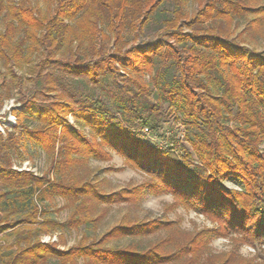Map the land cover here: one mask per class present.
Returning <instances> with one entry per match:
<instances>
[{
    "label": "trees",
    "instance_id": "trees-1",
    "mask_svg": "<svg viewBox=\"0 0 264 264\" xmlns=\"http://www.w3.org/2000/svg\"><path fill=\"white\" fill-rule=\"evenodd\" d=\"M194 1L189 12L183 0H0V61L16 77L28 63L32 81L21 108H11L16 125L0 130V234L17 235L0 245V264H257L237 259V250L214 259L209 244H264V49L238 41L264 37V0ZM108 77L107 100L97 86L105 89ZM145 128L166 145L147 143ZM28 143L50 159L42 176L14 166ZM188 144L199 163L188 159ZM107 148L150 180L107 193L78 175L90 157L110 160ZM162 192L213 226L188 234L170 220L125 215L99 238L83 235L67 248L42 239L97 228L100 204ZM57 197L72 208L63 221L48 214ZM122 238L130 241L110 245Z\"/></svg>",
    "mask_w": 264,
    "mask_h": 264
},
{
    "label": "rangeland",
    "instance_id": "rangeland-1",
    "mask_svg": "<svg viewBox=\"0 0 264 264\" xmlns=\"http://www.w3.org/2000/svg\"><path fill=\"white\" fill-rule=\"evenodd\" d=\"M40 4L45 8L44 3ZM185 10L191 12L197 8V4L194 0H183ZM162 11V10H161ZM160 11V12H161ZM169 12V10H166ZM249 15L237 20V25L235 34L239 33L246 25ZM157 21L153 22L155 25ZM147 33H151L152 29H147ZM133 36L130 37L131 42H133ZM147 36L142 34L135 42L136 44H142L147 38ZM238 41L242 44H250L251 46L257 48L258 50L264 49V37H258V39H251L247 35L239 36ZM109 47H112V42H107ZM131 44V43H130ZM23 63L22 66L16 68L18 77L14 76L9 65H5L0 61V103H3L0 108V130L5 134V130L8 128L10 130L16 125L17 117L11 113V108L18 107L21 108V103L19 101L20 94L22 92L28 91L32 86V81L29 79L28 74L29 64ZM123 72H120V75ZM112 78L108 77L107 80L103 81L105 86L101 88L98 84L97 89L107 100L109 99L108 87L110 88ZM8 90H12L13 95L8 96ZM69 120L78 129L82 130L89 137H94L95 133L87 126L77 123L74 116L69 115ZM29 124L35 125V123L28 121ZM177 127L179 125L175 124ZM164 130L171 131L169 126H166ZM145 140L150 145L164 146L167 140L161 137L152 135L151 132H147ZM188 148L193 153L192 147L188 144ZM106 150V149H105ZM110 151V160H99L90 157L83 164L78 165L77 173L79 176H83L107 193L120 190L124 187H132L137 184L144 183L149 179L148 175L137 168L131 167L125 158L114 151L113 149L107 148ZM190 159L193 163L198 162V157L193 153ZM14 166L20 169H30L36 174L42 176L50 167V159L47 154L39 146H31L28 143V149L23 150L22 153H15L13 158ZM199 163V162H198ZM50 177H55L53 171L50 172ZM226 184L233 188H240L239 184H235L232 181H226ZM96 208V213H103L101 220L98 222V227L94 228L91 224H85L79 229H72L71 231L60 233H55L53 235L46 234L42 236L43 241H58L60 242L61 248H67L77 243L83 235H87L90 238H99L104 232H106L112 226L118 224L123 216L127 215L132 219H157L163 218L164 220L173 221L179 229L183 230L188 234H195L203 228L212 227L211 221L207 220L202 214L193 211L192 209H187L183 206H176L174 204L173 196L170 193L162 192L157 194L145 195L141 201L137 203L121 202L112 204L110 206L100 204ZM72 208L65 206V200L62 197H57L48 206V214L52 217L65 220L70 214ZM21 228V227H20ZM165 234V231H161ZM155 234L150 235L145 242L153 241L157 238ZM17 235L11 229L5 233L0 234V245L12 244L16 241ZM234 238V239H233ZM233 238H214L210 244V257L214 259L230 258L229 255L231 251H236L237 259L238 257L242 259H255L257 264H264V244H256L254 246L247 244L241 239L238 240L236 237ZM130 241V240H129ZM128 239L113 240L110 245H123L129 242ZM245 242V243H244ZM235 253V252H234Z\"/></svg>",
    "mask_w": 264,
    "mask_h": 264
},
{
    "label": "built area",
    "instance_id": "built-area-1",
    "mask_svg": "<svg viewBox=\"0 0 264 264\" xmlns=\"http://www.w3.org/2000/svg\"><path fill=\"white\" fill-rule=\"evenodd\" d=\"M145 131H147V132H148L149 130H148L147 128H145V129H144V132H145Z\"/></svg>",
    "mask_w": 264,
    "mask_h": 264
}]
</instances>
